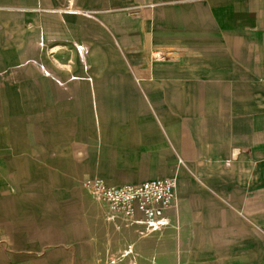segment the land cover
Segmentation results:
<instances>
[{
  "label": "crops",
  "instance_id": "1",
  "mask_svg": "<svg viewBox=\"0 0 264 264\" xmlns=\"http://www.w3.org/2000/svg\"><path fill=\"white\" fill-rule=\"evenodd\" d=\"M0 104V264H264V0H0Z\"/></svg>",
  "mask_w": 264,
  "mask_h": 264
},
{
  "label": "built area",
  "instance_id": "2",
  "mask_svg": "<svg viewBox=\"0 0 264 264\" xmlns=\"http://www.w3.org/2000/svg\"><path fill=\"white\" fill-rule=\"evenodd\" d=\"M155 56L162 58L163 54ZM83 185L103 200L112 212L126 217L141 213L149 223L161 219L177 202L178 180L175 176L119 185L109 184L102 177H88Z\"/></svg>",
  "mask_w": 264,
  "mask_h": 264
},
{
  "label": "rangeland",
  "instance_id": "3",
  "mask_svg": "<svg viewBox=\"0 0 264 264\" xmlns=\"http://www.w3.org/2000/svg\"><path fill=\"white\" fill-rule=\"evenodd\" d=\"M0 110H1V104H0ZM1 180V179H0ZM4 182H5V180H4ZM6 184V183H5Z\"/></svg>",
  "mask_w": 264,
  "mask_h": 264
}]
</instances>
